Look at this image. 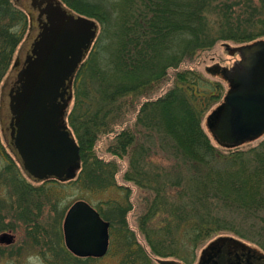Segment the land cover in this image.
Listing matches in <instances>:
<instances>
[{
  "label": "trees",
  "instance_id": "obj_1",
  "mask_svg": "<svg viewBox=\"0 0 264 264\" xmlns=\"http://www.w3.org/2000/svg\"><path fill=\"white\" fill-rule=\"evenodd\" d=\"M60 1L100 27L73 84L68 122L81 160L75 182L92 192L121 189L116 182L117 162L99 158L95 148L100 137L115 134L108 152L128 158L124 180L149 194L137 220L152 252L160 258L174 255L179 235L198 243L224 232L242 237L237 226L227 224L222 216L231 213L248 219L264 212V140L247 151L229 149L204 130L202 122L211 110L210 102L220 99L216 92L221 85L186 70L164 96L145 102L139 111L137 107L165 81L169 69L184 61L219 43L246 46L263 41L264 0ZM27 21L12 0H0V83ZM136 111L135 128L124 126ZM120 125L124 128L116 131ZM0 160L5 166L0 171V219L23 220L9 227L0 220V232L18 228L52 240L43 230L52 225L33 221L55 201L50 181L35 185L25 179L1 137ZM109 204L108 212L105 207L98 211L111 223L110 249L120 252V264H147L133 231L116 212L122 206L114 200ZM51 216L61 218L58 212Z\"/></svg>",
  "mask_w": 264,
  "mask_h": 264
},
{
  "label": "water",
  "instance_id": "obj_2",
  "mask_svg": "<svg viewBox=\"0 0 264 264\" xmlns=\"http://www.w3.org/2000/svg\"><path fill=\"white\" fill-rule=\"evenodd\" d=\"M14 1L27 11L31 28L2 91L1 121L8 147L35 180L74 179L81 167L80 149L66 117L73 99V77L96 36L97 25L59 0H32L24 6L22 0ZM232 53L242 58L232 69L223 70L232 90L209 118L214 138L230 148L264 135V40ZM12 130L16 135L10 136ZM109 229L94 207L77 201L64 220L66 246L79 258H101L109 248ZM14 239L4 233L0 244H13ZM221 245L248 249L224 237L211 244L209 252Z\"/></svg>",
  "mask_w": 264,
  "mask_h": 264
},
{
  "label": "rangeland",
  "instance_id": "obj_3",
  "mask_svg": "<svg viewBox=\"0 0 264 264\" xmlns=\"http://www.w3.org/2000/svg\"><path fill=\"white\" fill-rule=\"evenodd\" d=\"M32 0H22V4H27V2H30ZM60 1V0H59ZM15 7L21 9L24 11V13L27 15L28 18V28L25 30V33L23 34V39L21 44L19 45L16 53L14 54L12 65L7 73V75L4 77L2 82L0 83V137L2 140V143L4 145V148L6 149V152L10 154L16 161V166L18 167L21 175L25 178L30 180L35 185H39L43 182V184L49 185L50 181L52 188L54 189V192H56L55 195V201H51L50 206L51 208H54L55 210L52 211L50 207L46 209L43 217H40L39 220H33L36 223H50L52 227H54L55 217L51 216V214L59 213L61 214V222L65 219L66 213L69 210V208L75 204L77 201H86L91 206L95 208L105 207L106 212H108L109 206V200H114L120 203L122 206V210H117L118 216H121V221H126L128 224V227L131 231H133L134 237H135V243L138 247H141L142 253L146 256L145 262L147 264H156L155 259L157 260L160 258L156 253L152 252L150 249L147 240L145 239L144 235L139 232L138 229V217L141 216V214L144 212V209H146V202L145 197H148V193L139 189L136 185L133 183L127 182L124 180V174L127 170L128 162L127 157L125 159L114 157L112 154L108 152V146L110 143H112L113 138L115 134L112 135H105L100 137L98 142L95 145L97 156L106 162H117L119 166V172L116 175V182L121 187V189H116L114 187H111L104 191L99 192H92L88 188H84L80 183H76V179H71L70 181L65 180L62 181L59 178L52 177L45 179V181L40 182H34L33 179L30 178V176L24 171L22 164L19 162V159L15 156L13 151L8 147L7 141H6V135L3 130V123H2V117H1V110H2V91L3 87L7 83L9 77L11 76V73L13 71L14 64L17 60V57L24 45V43L28 39L29 31H30V17L27 13V11L19 6L14 0H12ZM62 3V2H61ZM63 4V3H62ZM66 9L70 10L67 5L63 4ZM72 11V10H71ZM73 12V11H72ZM74 13V12H73ZM76 14V13H75ZM78 15V14H76ZM80 16V15H79ZM84 17V16H81ZM87 19V18H86ZM92 22H95L97 25V33L92 41L91 45L88 48V51L82 61L83 63L87 57L89 56L91 50L94 48V43L96 41V38L99 36V23H97L95 20L88 19ZM22 28V27H21ZM21 28H18L17 30H20ZM21 29V33L22 34ZM109 30V29H108ZM250 45V44H249ZM244 45H237L234 43H230L229 46H224L222 43L217 44L215 47H213L209 51H205L201 53L198 57H195L194 59L184 61L178 68L176 69H169L167 71V75L165 78V81L157 88L155 92H153L149 97L144 98L142 100H139L137 110L139 111L141 108V105L145 102L156 100L159 97L164 96L169 90H171L174 87L175 80L177 78V75L180 73H183L186 70H194L198 73H200L205 79L214 82L216 84L221 85V90L217 91L216 95L220 97V99H216L213 102H210L211 110L207 112V115L205 116L202 126L204 130L211 136V133L207 127L206 119L207 117L218 107L223 105L225 102L226 96L229 94L230 91V83L227 81V79L224 77V75L218 73V70L223 69H231L235 66V63L239 61L240 55L238 53L233 54L232 50L243 47ZM247 46V45H246ZM233 54V55H232ZM76 75V73H75ZM75 75L73 77V83L75 81ZM15 80V77L13 78L12 82ZM19 79L17 77V80L15 84L18 85ZM221 92V93H220ZM73 93V99H74V90L72 89ZM73 99L69 106V114L70 111L73 109ZM200 106V105H199ZM201 107V106H200ZM202 108V107H201ZM138 111L136 113H131L127 117V122L124 124V126L133 127L135 128V121L138 116ZM67 125L69 130L73 133L71 127L69 126V122L67 121ZM124 126H118L116 128V131H121ZM8 127V126H7ZM10 136L16 135V130H12L9 132ZM117 133V132H116ZM74 137V136H73ZM75 139V138H74ZM147 140V139H144ZM143 140V142H144ZM264 140V135L260 136L259 138L249 141L247 143H244L243 145L236 147L240 150H249L251 148L257 147L262 141ZM145 144V143H144ZM225 150V149H224ZM5 168L4 162L0 160V171H2ZM79 175V174H78ZM44 180V179H43ZM8 200H11V198L8 196ZM222 218L227 221V224H235L237 226V231L241 232L239 237L238 235H235L231 232H224L218 235L213 236L210 239H207L203 242H194L193 239H188L189 237H184L183 235L177 236L179 239L177 250L174 255H171L167 259H173L176 261H179L183 264H196L198 263L200 256L202 252L209 246L210 243L213 241H216L220 237H228V238H234L236 240L242 241L244 244H246L251 249H255L256 251H259L260 253L264 254V212L258 214L254 218L249 216L248 219L244 217L236 216L235 214H229L224 213V216ZM59 219V218H56ZM4 223H7V227H9V224H21L23 221L22 219H18L19 223L15 221L13 218H2L0 219ZM223 220V221H224ZM243 220V221H241ZM244 225V226H243ZM16 230H6L4 232H0V236L4 233L11 234L16 238V244L15 245H5L0 244V264H68L67 259L65 256H50V254H43V257L39 256V252L46 251L45 249L47 246L52 243L53 246H57V242L55 239V230L54 233L50 231L51 236H53L54 240H51L49 242L46 241L43 237H38L36 235H30L28 232L21 231L18 228H13ZM41 234V233H40ZM49 238V236H47ZM194 242V243H193ZM52 246V247H53ZM58 249V248H57ZM59 250V249H58ZM141 253V254H142ZM177 255V256H175ZM71 255V264H120L121 261V254L117 249L109 250L107 256L103 260H85V261H79L77 262L72 258Z\"/></svg>",
  "mask_w": 264,
  "mask_h": 264
},
{
  "label": "flooded vegetation",
  "instance_id": "obj_4",
  "mask_svg": "<svg viewBox=\"0 0 264 264\" xmlns=\"http://www.w3.org/2000/svg\"><path fill=\"white\" fill-rule=\"evenodd\" d=\"M218 73L224 74V72L222 70H219ZM228 82L230 83V85H232L231 81H228ZM230 90H232V87ZM68 116H67V118H68ZM97 211H98V209H97ZM64 220L61 222V219H55L54 224H57V227L43 228V230H46V232H47L46 234L50 237H53V236H51V234H49V232L52 231L54 233V230H55L54 234H55L57 246H53L52 243H50L47 246V248L45 249L46 251H43V252L41 251V252H39L40 254H38V255L43 257V254L46 252L47 254H50V256H52V255L63 256V257L65 256L68 264H71V248L68 249L66 246L65 234H64ZM106 222H108V221H106ZM108 223L110 224V229H109V233H110L111 223L110 222H108ZM41 230H42L41 228H36V231H41ZM38 237H40V236H38ZM52 240H54V238ZM49 241H51V240H48L47 242H49ZM216 241H213L212 243H210L209 246L202 252L200 259H199L198 263H196V264H264V254L263 253H260L258 251H252L250 249H246L245 247L231 248L229 246H222L221 245L216 250L209 252L211 244H213ZM16 242L17 241L15 238L14 243L10 244V245L11 246L15 245ZM110 243H111V238H110ZM106 256H104L102 258H81V260L82 261H85V260L98 261V260H103ZM158 260H165V261H169V262H175L176 264H183L179 261H176L173 259H167V258H158L157 260L155 259V261H153V262H155L156 264H159Z\"/></svg>",
  "mask_w": 264,
  "mask_h": 264
}]
</instances>
